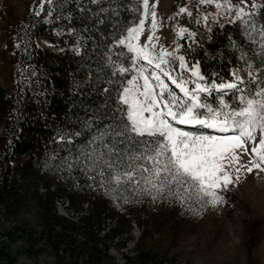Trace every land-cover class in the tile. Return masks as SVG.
Instances as JSON below:
<instances>
[{
    "label": "trees",
    "instance_id": "trees-1",
    "mask_svg": "<svg viewBox=\"0 0 264 264\" xmlns=\"http://www.w3.org/2000/svg\"><path fill=\"white\" fill-rule=\"evenodd\" d=\"M261 5L259 15L252 14L258 28L264 19ZM39 6L40 0H33L20 17L10 10L5 27L16 56L11 59L14 89L0 87V264L17 261L4 237L11 243L25 241L30 255H35L32 248L49 253L55 264H173L175 256L154 236L172 246L180 223L205 206L138 198L131 190L105 191L107 186H99L88 166L92 150L111 142L109 136L96 138L118 115L117 92L126 79L111 74L106 58L111 53L116 60V53L126 52L113 41L138 23L142 0H52L37 16ZM176 19L196 33L179 40L185 46L180 53L190 64L198 62L208 79H232L239 64L249 72V64L259 66L264 55L260 38L250 36L251 29L240 21L205 27L184 14ZM61 32L67 41L60 54L38 45V37L56 41ZM119 59L127 66V53ZM58 200L66 204L68 215L59 211ZM133 224L140 229L135 254L119 262L110 249L126 246ZM259 233L256 222L247 225L243 244L248 264H258L254 251Z\"/></svg>",
    "mask_w": 264,
    "mask_h": 264
},
{
    "label": "snow or ice",
    "instance_id": "snow-or-ice-1",
    "mask_svg": "<svg viewBox=\"0 0 264 264\" xmlns=\"http://www.w3.org/2000/svg\"><path fill=\"white\" fill-rule=\"evenodd\" d=\"M45 3L51 5L52 0H40L35 15H40ZM206 4H214L217 12L201 13L200 6ZM142 5L138 23L127 27L126 33L113 41L114 46L126 52L116 53V60L111 53L106 58L111 74H124L126 79L117 92L118 115L96 138L103 141L109 136L111 142L92 150L88 166L99 178V186H107L105 191L131 190L138 198L164 197L184 206L193 201L201 208L206 204L215 206L224 201L221 193L234 179L239 180L242 170L264 171V55L259 66L249 64L252 71L247 82L235 73L227 82L209 80L201 73L198 62L190 64L185 55L179 54L184 45L176 43L169 49L158 43L155 8L149 13V0H142ZM241 5H246V0L235 5L231 0H198L192 8L179 7L174 16L184 14L208 27L209 15L218 22L217 17L227 12L232 17L229 23L238 20L246 30L251 29L250 36L258 34L264 52V24L258 28L252 15L258 16L262 5L253 0L250 11ZM192 9L196 10L195 16ZM149 14L151 30L141 42ZM176 28L182 39L196 35L179 23ZM126 53L127 66L119 59ZM174 61H178L175 67ZM229 91L232 95L226 98ZM184 126H197L198 130ZM241 153L249 159L242 161ZM123 198L127 202L128 197Z\"/></svg>",
    "mask_w": 264,
    "mask_h": 264
},
{
    "label": "rangeland",
    "instance_id": "rangeland-1",
    "mask_svg": "<svg viewBox=\"0 0 264 264\" xmlns=\"http://www.w3.org/2000/svg\"><path fill=\"white\" fill-rule=\"evenodd\" d=\"M33 0H0V87L6 90L14 89L12 79L11 59L16 56V52L8 43L9 34L6 31V25L11 20L10 10H13L15 17L27 14L32 5ZM224 0H221L223 3ZM253 0H246V11H250ZM264 0H256V3L262 4ZM198 3V0H149V13L155 8L157 13L158 27L155 30L158 43L165 48L173 49L175 44L181 39L177 35V19L174 14L179 7ZM232 4H239L240 0H231ZM199 11L201 13L213 14L217 12L214 4L201 5ZM253 14V13H252ZM234 15V10H233ZM172 17V19H169ZM231 15L227 12L224 16H218V22L231 20ZM214 21L209 15L207 25L213 24ZM264 24V19L261 25ZM151 15L149 14L145 20L144 31L141 35L143 42L151 30ZM192 30L190 27H187ZM56 41L38 37L37 43L43 49L54 54H60L62 51L61 43L66 42L67 38L64 33L55 34ZM45 45L49 46L48 49ZM75 48V46H71ZM179 54H181L179 52ZM178 61L173 62L175 67ZM239 69L245 75V81H248L249 70L239 64L232 71ZM1 131V126H0ZM242 161H247L248 156L241 153ZM224 201L212 206L206 204L204 209L198 216H192L180 223L178 232L173 241V245L169 246V241L165 239L159 240L157 235L155 240L163 241L168 248L169 256H175L173 264H248L245 252V231L247 225L256 222L259 226V238L254 251V257L258 264H264V171L254 169L251 173L241 171L239 180L234 179V183L230 184L228 189L221 193ZM59 211L68 215L65 209L66 204L57 202ZM71 215V213H69ZM10 225L7 223L6 227ZM131 238L126 242V246L121 250L116 247L110 249V253L117 261L123 262L124 255L130 256L135 254V246L140 236V229L137 224H133ZM4 241L11 249L12 253L17 256L16 264H55L53 258L47 252L31 249L35 255H30L24 251L28 247L25 241H17L11 243L4 237ZM157 241V242H158ZM165 264H168L167 262Z\"/></svg>",
    "mask_w": 264,
    "mask_h": 264
},
{
    "label": "bare ground",
    "instance_id": "bare-ground-1",
    "mask_svg": "<svg viewBox=\"0 0 264 264\" xmlns=\"http://www.w3.org/2000/svg\"><path fill=\"white\" fill-rule=\"evenodd\" d=\"M45 47L48 48V49H51V48H49V46H47V45H45ZM233 73H235V74L238 75V76H241L242 78H244V75H245V73H244L242 70H239V69L234 70ZM59 201H61V200H58L57 202H59ZM61 202H62V201H61Z\"/></svg>",
    "mask_w": 264,
    "mask_h": 264
}]
</instances>
